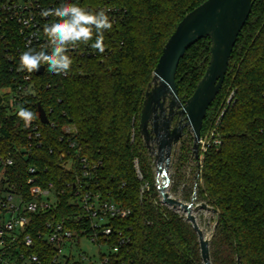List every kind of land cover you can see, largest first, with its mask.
<instances>
[{"label":"trees","instance_id":"1","mask_svg":"<svg viewBox=\"0 0 264 264\" xmlns=\"http://www.w3.org/2000/svg\"><path fill=\"white\" fill-rule=\"evenodd\" d=\"M205 1L76 0L90 11L105 10L113 27L104 33L103 53L91 47L94 41L79 43L66 77L47 73L35 77V93L22 106L36 113L40 147L28 151L30 131L17 114L0 107V157L14 158L13 181L25 187L34 176L43 188L52 185L63 191L52 212L38 215L39 227L49 220H66L80 236L82 229L85 235L91 233L84 211L72 204L79 166L69 148L71 139L80 156L100 163L97 182L89 189L130 210L127 219L114 222L116 233L121 231L127 243L110 255L111 264H203L197 235L185 216L161 205L139 122L145 91L166 42L180 21ZM202 43L206 46L201 50ZM209 51L210 41L204 39L181 60L176 78L181 99L190 98L202 79ZM14 73L0 54V89L14 85ZM231 93L232 102L219 126L222 144L201 160L197 201L219 212L210 247L212 264H264V0L255 1L238 37L201 135L211 128ZM38 104L47 114L46 125L40 123ZM65 127L72 132L66 134ZM63 153L73 162L71 170L63 166ZM30 167H35L34 175L28 172ZM144 184L149 189L142 193ZM191 193L192 188L184 195ZM75 216H83L80 226L74 223ZM109 245H119L116 235ZM40 250L44 262L50 263L54 250L42 245Z\"/></svg>","mask_w":264,"mask_h":264},{"label":"built area","instance_id":"2","mask_svg":"<svg viewBox=\"0 0 264 264\" xmlns=\"http://www.w3.org/2000/svg\"><path fill=\"white\" fill-rule=\"evenodd\" d=\"M62 3H75L81 6L76 0H66V2L62 0H0V54L4 55V58L12 65V70L15 71L14 85L0 89V107L4 108L9 115L17 114L25 99L35 93L37 87L35 77L46 73L58 75L49 72L47 65L41 66L44 68L42 74L18 69L23 52L29 49L39 51L48 44V38L43 32L44 25L54 22L57 18L43 17L41 11L58 7ZM107 12H112V9H107ZM78 45L69 48L70 57L75 54ZM60 75L66 77L67 74ZM47 88H50L49 84ZM233 95V93L228 95L211 128L205 135H201L200 157L203 158L209 149L220 148L222 140L219 126L226 108L232 102ZM22 122L25 126V122L23 120ZM25 127L30 131L27 150H31L33 146L40 147L41 132L37 119L35 118L29 126ZM64 131L70 134L72 128L65 127ZM1 136L0 129V138ZM69 148L78 159L79 166V175L73 187L72 204L84 211L83 216L90 221L91 233L85 235L87 231L82 229L80 236L77 231L68 228L66 220H49L39 227L36 222L38 215L52 212L58 204L59 194L63 191H55L52 185L43 188L34 176L26 181L25 187L18 185L13 181L12 176L14 158L0 157V264H46L41 257V245L54 250V257L48 264L85 263V261L88 262L87 264H111L110 255L118 253L120 246L127 243L121 231L116 233L114 222L127 219L130 210L113 200H103L100 193L89 189L90 184L97 182L100 163L80 156L75 140L70 139ZM61 159L66 160L67 155L63 153ZM134 163L138 178L142 180L138 161ZM63 166L71 170L73 162L66 160ZM28 172L34 175L35 167H30ZM148 189V184H144L141 192ZM83 216H75L76 226L81 225ZM115 235L119 245L111 247L109 242ZM82 238L96 244L100 250L102 247L107 248L104 254L100 251L99 263L92 262L82 255L79 256L78 261H74L72 256L66 253V249L72 243ZM38 252H41V255Z\"/></svg>","mask_w":264,"mask_h":264},{"label":"water","instance_id":"3","mask_svg":"<svg viewBox=\"0 0 264 264\" xmlns=\"http://www.w3.org/2000/svg\"><path fill=\"white\" fill-rule=\"evenodd\" d=\"M256 0H206L188 13L178 24L166 42L153 71L151 82L144 94L139 122V134L148 154L154 159L156 187L160 202L169 209L182 212L197 235L203 264H212L211 241L217 227L215 222L211 235H205L199 226L197 213H214L218 210L206 203L187 204L170 193L172 184L170 166L181 140L192 136V159L201 173L200 140L207 112L220 93L233 50ZM209 39V62L202 79L192 96L183 101L176 82L181 60L187 51L199 41ZM36 74H42L40 67ZM168 110V115H167ZM181 117L172 128L174 116ZM38 116L42 124L49 120L45 110L38 104ZM196 194V192H194ZM197 200L193 198V201ZM208 220L205 219V227Z\"/></svg>","mask_w":264,"mask_h":264},{"label":"clouds","instance_id":"4","mask_svg":"<svg viewBox=\"0 0 264 264\" xmlns=\"http://www.w3.org/2000/svg\"><path fill=\"white\" fill-rule=\"evenodd\" d=\"M41 15L57 18L44 25L43 32L48 38V44L39 51L29 49L23 52L18 70L32 73L39 71L42 65H47L49 72L66 75L73 64L68 55L70 47L94 41L91 43L93 49L100 53L105 51L104 33L113 27L105 10L90 11L75 3H62L58 7L42 10ZM17 115L25 122V126H29L36 118V113L23 106L19 108Z\"/></svg>","mask_w":264,"mask_h":264},{"label":"rangeland","instance_id":"5","mask_svg":"<svg viewBox=\"0 0 264 264\" xmlns=\"http://www.w3.org/2000/svg\"><path fill=\"white\" fill-rule=\"evenodd\" d=\"M202 46H206V43H202L199 45L201 50L203 49ZM198 47V48H199ZM204 52V51H203ZM185 70V69H183ZM184 71H182L183 73ZM192 136L187 134L177 146V149L174 153L173 160L170 166V173H171V180L172 184L170 187V193L175 198H180L183 202L190 204L194 202V204L201 203L200 201H193V198L197 199V185H198V169L197 164L194 159H192ZM182 155V157H181ZM202 160V156H201ZM152 169L155 174V165L154 159L151 157ZM174 181V182H173ZM155 184L156 177H155ZM190 188H192V193L189 197L185 196V192H189ZM196 192V194H194ZM183 214L182 212H179ZM184 215V214H183ZM185 216V215H184ZM216 215L214 213L205 214L203 212L197 213V221L199 226L204 230L205 235H211L215 221ZM205 219L208 220L207 226L205 227ZM100 251L101 253H106L107 248L102 247L100 248L90 242L86 238H82L81 240H76L75 243L66 249V253L70 254L74 261L79 260V256H86L92 262L99 263L100 261ZM88 262L85 261L84 264Z\"/></svg>","mask_w":264,"mask_h":264},{"label":"flooded vegetation","instance_id":"6","mask_svg":"<svg viewBox=\"0 0 264 264\" xmlns=\"http://www.w3.org/2000/svg\"><path fill=\"white\" fill-rule=\"evenodd\" d=\"M183 101H185L186 99H182ZM167 115H168V110H167ZM181 120V117L178 116L177 114H175L174 116V120L173 122L171 123L172 124V128L176 127L178 125V122Z\"/></svg>","mask_w":264,"mask_h":264}]
</instances>
